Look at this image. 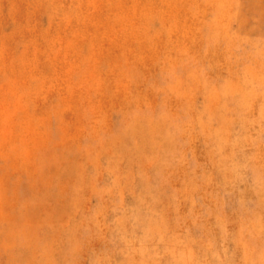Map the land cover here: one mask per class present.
Instances as JSON below:
<instances>
[{
	"label": "rangeland",
	"instance_id": "rangeland-1",
	"mask_svg": "<svg viewBox=\"0 0 264 264\" xmlns=\"http://www.w3.org/2000/svg\"><path fill=\"white\" fill-rule=\"evenodd\" d=\"M0 264H264V0H0Z\"/></svg>",
	"mask_w": 264,
	"mask_h": 264
}]
</instances>
